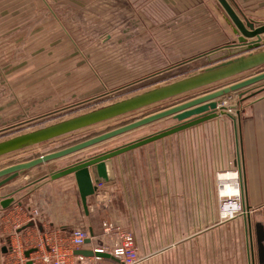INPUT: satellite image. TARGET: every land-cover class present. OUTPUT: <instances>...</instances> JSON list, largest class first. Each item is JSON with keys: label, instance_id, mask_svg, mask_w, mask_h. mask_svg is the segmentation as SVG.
Listing matches in <instances>:
<instances>
[{"label": "crops", "instance_id": "crops-1", "mask_svg": "<svg viewBox=\"0 0 264 264\" xmlns=\"http://www.w3.org/2000/svg\"><path fill=\"white\" fill-rule=\"evenodd\" d=\"M231 2L244 17L264 23V0ZM123 9L141 20L130 21L128 27L130 45L137 46L133 58L120 61L180 63L171 70L158 68L161 76L184 68L183 63L197 62L196 71L190 75L194 76L221 62L223 59H215L227 55L230 48L224 47L238 39L235 25L218 0H0V47L7 52L17 46L20 55L14 69L19 87L12 88V94L32 95L35 107L38 99L41 103L43 92L54 97L58 88H70L67 68H63L66 65L59 60L66 59L68 64L75 61L68 50L74 51L70 36L74 20L82 29L93 25L103 30L104 20H111ZM96 19L97 23H91ZM58 34L63 37L58 38ZM142 46L147 50L143 55L137 51ZM62 48L64 55L60 54ZM261 51L264 46L244 55ZM57 76L66 78L65 83H51ZM247 90L239 119V146L234 136L241 189L252 210L244 215L241 227L233 219L218 222L214 211L180 214L187 204V181L195 178L187 176V169H211V159L216 165L219 156L221 161L229 160L230 154L222 136L210 141L211 151L208 147L187 149L189 137L194 143L205 142L197 135L172 134L112 158L108 165L111 179L98 184L95 194L88 197V211L73 174L52 180L38 178L37 170H32L31 175L21 174L1 187L0 195L12 196L14 202L7 208L0 205V264H43L40 257L50 247L67 250L69 235L78 226L87 229L91 238L83 249L109 244L115 237L103 234L104 219L133 231L139 254L145 258L140 264H259L258 250L251 257L248 250L233 245L241 228L247 229L248 221L252 224L253 215L264 230V81ZM175 142L177 146H173ZM195 179L202 180L203 184H195L199 189L207 194L213 191L212 177ZM34 210L39 212L35 218ZM171 238L179 239L177 247ZM41 244L46 246L41 249ZM29 250L33 251L27 256Z\"/></svg>", "mask_w": 264, "mask_h": 264}, {"label": "rangeland", "instance_id": "rangeland-1", "mask_svg": "<svg viewBox=\"0 0 264 264\" xmlns=\"http://www.w3.org/2000/svg\"><path fill=\"white\" fill-rule=\"evenodd\" d=\"M140 20V17L136 16L133 12L131 13L128 9L116 11L111 16V20H104L106 23L102 28L103 30H98L93 25L90 27H84L82 29L81 23H78L76 20H74V24H76L74 25V30L71 31L70 34L72 40L75 42L74 51L72 48H68V50H70V52H72V54L75 56V61L68 64V62H65L66 59L59 60L60 64L66 65L63 68H67L66 76L67 80L69 81L68 83H72L70 85L71 87L69 88L68 86V88H58L56 92L58 94L54 97H52L53 95L48 97L43 92L40 95V97H42L41 103L38 104V99L35 107H32L35 103L33 102L32 98L34 97L32 95L17 96L16 94H12V88L17 89L19 87V85L16 86L17 80L15 78L18 76L16 74L17 70H14L17 66L15 65L16 61L20 57L17 52V46L14 47V50L10 49L7 52H5L2 47H0V142L23 133L32 132L34 130L100 109L114 102L141 94L153 88L171 84L178 80L190 77V75L196 71L194 68L198 66L197 62L183 63L182 65H184V68L181 67L177 71H173L161 76L159 72L161 69L158 68H163L165 70L167 66V68H170L169 70H171L180 63H149L141 61L132 64L129 61H120L121 58L128 60L129 57L133 56V52L137 49V46L134 47L130 45L128 27L130 21L139 23ZM101 22L103 23V21ZM91 23H97V19ZM140 33V31L137 32V34ZM62 37L63 36L58 34V38ZM120 38L124 39L125 41L121 40ZM58 49L60 48L58 47ZM62 49L63 52L60 54H66L65 49ZM137 51H141L142 55L147 52L144 46L138 47ZM7 55L10 57H5L4 59L2 58L3 56ZM262 71H264V64L245 70L221 81L200 87L195 91L161 100L159 102L129 111L120 116L100 121L98 123L78 128L41 142L28 144L2 153L0 154V169L21 161L30 160L42 154L56 151L77 142L108 132L116 127L128 124L174 104H178L183 100H189L218 89L226 88ZM13 72L14 75L12 74ZM65 80L66 78L58 77L54 80H51V83L55 82L57 84H63L65 83ZM238 92H231L219 98L218 102L221 103L223 107H226V114L209 120L210 122H208L206 125L200 126L199 124L192 128L175 133H181L182 135L187 136L197 135L200 137L199 140H205V142L201 141L194 143L193 138H187L186 147L190 150L200 148L202 149V147L203 150H205V147H208L207 149L210 148V150L213 151V144L210 141L217 140V136H222L225 143L223 146L224 148L229 149L230 154V161L228 159L221 161L219 156L217 162H215L216 165H214V160L211 159L213 164L211 169L205 167L187 169V176H193L195 178L206 177L207 179L212 177L213 191L209 192L210 194H207L206 191L195 186V184H203L201 182L202 180L199 181L198 179L194 178L190 179V181H187L185 197L187 204L185 208H182L184 209L182 212L180 209V214L192 215L194 213H201L206 215L210 212L213 213L214 211V213L216 212L217 219L220 220L221 204L223 202L222 200L227 197L226 195L238 193L241 194V192H243L240 186L241 175L237 165L235 164L237 148L234 141V136H237L238 141L239 119L241 116L242 105L247 98L246 93L248 90L242 98L239 96ZM3 103L4 107L2 106ZM8 103H10V105H8ZM219 118L220 120L217 122V119ZM174 123L175 120H173L171 117L163 118L159 121L118 135L71 155L45 162L30 169L25 174L31 175L32 170H37L35 176H38V178H50V174L55 170L70 165L80 159L111 150L134 141L140 137L155 133L158 130L167 128ZM232 123L234 126H232ZM177 145V142L173 144V146ZM217 151H219V149H217ZM229 171H237L238 173L237 181L239 184V189L233 190L232 192L222 190V184L226 181L222 175H224L223 173ZM195 200L197 202H195ZM199 201L200 204L198 203ZM211 204L214 205L211 207ZM244 217L245 216L241 214L232 219L237 220L238 226L241 227L242 224H244ZM232 219H230V221ZM182 225L184 226V224ZM174 228L177 229V224H174ZM172 229L171 237L173 236ZM258 229L259 227L256 224L255 217L253 215L252 241L254 243L255 250H257L258 247V238L256 239V231ZM170 241L171 243L176 241L175 246L177 247V242L179 239L171 238ZM234 241V246H240V250H247V232L245 227L244 229L241 228L240 236L235 238ZM136 242L138 244L137 239ZM261 242L264 244V240ZM137 247H139V245H137Z\"/></svg>", "mask_w": 264, "mask_h": 264}, {"label": "water", "instance_id": "water-1", "mask_svg": "<svg viewBox=\"0 0 264 264\" xmlns=\"http://www.w3.org/2000/svg\"><path fill=\"white\" fill-rule=\"evenodd\" d=\"M218 2L225 10L228 18L235 25L234 32L238 35L236 42L224 47L230 48V50H228V54L219 55L217 59H215H223L221 62L206 68L204 71L194 76L153 88L141 94L114 102L100 109L34 130L32 132L17 135L5 141H1L0 154L28 144L41 142L100 121L120 116L140 107L178 96L194 89L221 81L253 67L263 65L264 51L248 55H244V52L264 46V23L257 24L255 21L244 17L238 12L231 0H218ZM262 81H264V71L236 82L226 88L218 89L205 95L174 104L138 120L116 127L108 132L77 142L65 148L3 167L0 169V188L25 173L28 169L41 165L45 162L71 155L118 135L159 121L163 118L171 117L175 120V123L167 128L160 129L155 133L140 137L111 150L80 159L70 165L55 170L50 174V178L52 180L73 174L77 182L83 206L85 210L88 211V197L95 194L98 184L109 182L111 179L108 165L112 158L147 143L178 133L188 128H192L201 123L217 118L220 115L226 114V107H223L221 103L216 101V98L235 91H241L238 93L242 98L247 92V90L243 89H248L249 87ZM13 202L14 197L7 196L3 198L0 195V205L3 208H7ZM90 241L91 238H88L86 243H89ZM3 250H6V248H3ZM32 251L33 250L27 251L26 255L29 256ZM76 254L92 256L93 251L80 248L76 250ZM103 256L108 257V255L104 254ZM262 259L264 260V257Z\"/></svg>", "mask_w": 264, "mask_h": 264}, {"label": "built area", "instance_id": "built-area-1", "mask_svg": "<svg viewBox=\"0 0 264 264\" xmlns=\"http://www.w3.org/2000/svg\"><path fill=\"white\" fill-rule=\"evenodd\" d=\"M240 165V167H239ZM239 173L241 164L237 165ZM241 184V181H240ZM224 183L222 184V187ZM241 186V185H240ZM241 190V189H240ZM222 200L221 216L219 221L230 220L241 214L249 215L252 210L247 205L244 193L228 194ZM22 210V206L19 207ZM227 212V213H225ZM229 213V214H228ZM39 212L34 210L33 218L37 217ZM20 223V221H19ZM103 234L114 236L113 242L96 246L92 249V256H83L76 254V250L86 244L90 238L89 231L83 227H75L69 235V244L67 250H61L58 246H52L49 251L41 255L43 264H140L144 261L138 251L135 234L131 230L121 229V226L113 221L104 219L102 221ZM46 245L41 244L40 248ZM44 250V249H43ZM108 255V257L103 256Z\"/></svg>", "mask_w": 264, "mask_h": 264}, {"label": "flooded vegetation", "instance_id": "flooded-vegetation-1", "mask_svg": "<svg viewBox=\"0 0 264 264\" xmlns=\"http://www.w3.org/2000/svg\"><path fill=\"white\" fill-rule=\"evenodd\" d=\"M250 222V223H249ZM259 229L256 231V239H257V250H258V260H259V264H264V260L262 259L264 257V244L261 242L262 240H264V230L262 229L263 225L262 224H258ZM246 232H247V250L249 251V253L251 254L252 257V253H254V243L252 241L253 239V232H252V224L251 221H248L246 224ZM262 234V235H261ZM255 257V255H254ZM263 260V261H261Z\"/></svg>", "mask_w": 264, "mask_h": 264}, {"label": "bare ground", "instance_id": "bare-ground-1", "mask_svg": "<svg viewBox=\"0 0 264 264\" xmlns=\"http://www.w3.org/2000/svg\"><path fill=\"white\" fill-rule=\"evenodd\" d=\"M218 98H220V97H218ZM215 100H217V98ZM29 170L30 169H28L26 172H28ZM25 173H23V174H25ZM223 174L224 175H222V174L221 175L224 177V180L226 179V181L224 182V186L222 187V190H227L229 192H232L233 190L239 189V184H238V181H237L238 180V173H237V171L236 172H230L229 171V172H226V173H223Z\"/></svg>", "mask_w": 264, "mask_h": 264}]
</instances>
